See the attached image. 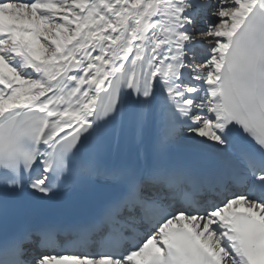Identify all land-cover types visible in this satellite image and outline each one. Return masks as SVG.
Here are the masks:
<instances>
[{"label":"snow or ice","instance_id":"obj_1","mask_svg":"<svg viewBox=\"0 0 264 264\" xmlns=\"http://www.w3.org/2000/svg\"><path fill=\"white\" fill-rule=\"evenodd\" d=\"M97 180L91 212L8 227ZM0 264H264V0H0Z\"/></svg>","mask_w":264,"mask_h":264},{"label":"bare ground","instance_id":"obj_2","mask_svg":"<svg viewBox=\"0 0 264 264\" xmlns=\"http://www.w3.org/2000/svg\"><path fill=\"white\" fill-rule=\"evenodd\" d=\"M129 108L130 107L127 104L124 105V108H123V124H124V127L123 128H121L120 122L118 121L117 132L120 133V141H119L118 148H114V155H113L112 162L114 159H119V157L122 153L127 154L130 152L131 159L136 156V143H135V138H134V135L132 133V130H131V135H130V141H128V144L126 145V149L123 151V138H124L125 124H126V119L128 116ZM132 118H134L133 110H132ZM183 149H184L183 146L178 145L176 147V149L174 150L175 155L181 156L182 155L181 150H183Z\"/></svg>","mask_w":264,"mask_h":264},{"label":"rangeland","instance_id":"obj_3","mask_svg":"<svg viewBox=\"0 0 264 264\" xmlns=\"http://www.w3.org/2000/svg\"><path fill=\"white\" fill-rule=\"evenodd\" d=\"M200 27H202V26H200Z\"/></svg>","mask_w":264,"mask_h":264}]
</instances>
